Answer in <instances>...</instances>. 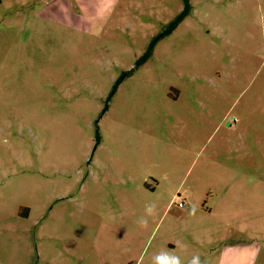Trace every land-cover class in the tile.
<instances>
[{"label": "rangeland", "instance_id": "obj_1", "mask_svg": "<svg viewBox=\"0 0 264 264\" xmlns=\"http://www.w3.org/2000/svg\"><path fill=\"white\" fill-rule=\"evenodd\" d=\"M190 3L0 0V264H264V0Z\"/></svg>", "mask_w": 264, "mask_h": 264}, {"label": "crops", "instance_id": "obj_2", "mask_svg": "<svg viewBox=\"0 0 264 264\" xmlns=\"http://www.w3.org/2000/svg\"><path fill=\"white\" fill-rule=\"evenodd\" d=\"M171 197L169 205L174 200L175 195L173 194ZM260 250L261 246L255 243H229L222 247L218 264H233L236 260L237 264H241L239 262V257L241 256L243 259L245 254H248V264H255L256 257L260 253Z\"/></svg>", "mask_w": 264, "mask_h": 264}, {"label": "clouds", "instance_id": "obj_3", "mask_svg": "<svg viewBox=\"0 0 264 264\" xmlns=\"http://www.w3.org/2000/svg\"><path fill=\"white\" fill-rule=\"evenodd\" d=\"M156 205L155 203H149L145 205V212L147 216L153 215L155 211ZM141 227H147L148 226V220L146 217H141L137 221ZM161 260H164L167 262V264H181L180 258L177 256H158L155 259V264H161ZM190 264H200V259L199 257H194L193 260L190 262Z\"/></svg>", "mask_w": 264, "mask_h": 264}, {"label": "trees", "instance_id": "obj_4", "mask_svg": "<svg viewBox=\"0 0 264 264\" xmlns=\"http://www.w3.org/2000/svg\"><path fill=\"white\" fill-rule=\"evenodd\" d=\"M192 6L190 0H184V9L182 12L169 24L168 29L165 33L162 34V38L171 34L190 14H191ZM160 37V38H161ZM155 46V42H153L149 48L148 53L145 55V59L153 53V48Z\"/></svg>", "mask_w": 264, "mask_h": 264}, {"label": "built area", "instance_id": "obj_5", "mask_svg": "<svg viewBox=\"0 0 264 264\" xmlns=\"http://www.w3.org/2000/svg\"><path fill=\"white\" fill-rule=\"evenodd\" d=\"M177 198H180V196H178ZM179 206L184 208L186 206V201L183 200L182 202H180Z\"/></svg>", "mask_w": 264, "mask_h": 264}]
</instances>
